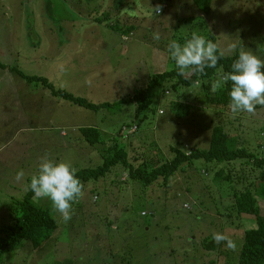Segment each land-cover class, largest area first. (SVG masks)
<instances>
[{
	"label": "rangeland",
	"instance_id": "obj_1",
	"mask_svg": "<svg viewBox=\"0 0 264 264\" xmlns=\"http://www.w3.org/2000/svg\"><path fill=\"white\" fill-rule=\"evenodd\" d=\"M164 4L167 9L157 16L153 8ZM201 18L208 28L200 26ZM114 26L134 30L123 37ZM193 32L205 39L212 33L225 57L240 47L264 60V0H214L210 16L192 0H0V238L18 216V203L45 154L78 171L102 166L106 151L119 146L131 168L151 170L171 161L174 149H207L213 128L222 126L231 150L245 148L264 158V107L233 114L229 107L209 105L211 86L172 90L165 83L154 89L151 108L136 118L135 104L93 112L23 77L46 79L55 90L93 104H115L145 88V76L176 69L167 45H183ZM186 105L190 115L177 118L176 110ZM81 127L102 131L103 144L85 142ZM242 163L194 160L167 183L160 179L148 187L129 179V169L119 165L97 182H82L69 220L49 199L37 197L57 220V231L42 248L25 242L0 264H238L244 234L256 222L237 215L232 195L253 185L259 173L249 169L246 183ZM19 170L25 176L18 183ZM220 170L232 180L216 178ZM256 197L264 214V194ZM213 233L234 241L235 249L217 245Z\"/></svg>",
	"mask_w": 264,
	"mask_h": 264
},
{
	"label": "trees",
	"instance_id": "obj_2",
	"mask_svg": "<svg viewBox=\"0 0 264 264\" xmlns=\"http://www.w3.org/2000/svg\"><path fill=\"white\" fill-rule=\"evenodd\" d=\"M214 0H192L195 7L201 11L203 15L210 16L213 11ZM123 6H116L118 12L121 11ZM98 20V19H97ZM200 26L208 28V23L205 18H201ZM100 21V20H98ZM114 29L123 33V35L130 34L134 30V26ZM187 39V38H186ZM188 40V39H187ZM206 40H211L214 43L216 38L212 33L208 34ZM240 50V47L238 48ZM239 51L231 57H223L219 60L216 68H205V74L193 73L192 71L188 76L178 75V69H172L160 74L149 76L147 86L143 89L136 90L133 94L125 99H121L115 104L102 103L93 104L85 98L75 97L74 95L62 90H55L53 86L43 78L25 77L27 81L43 82L48 88L52 90L53 95L63 98L74 105L85 108L93 112H99L102 109L110 111H121L124 104H135L136 118H139L143 112L151 108L153 104L154 94L153 91L156 87L162 86L165 83H171V89L176 90L177 86L191 87L197 85L195 81L199 80V84L203 88L211 86L212 81L218 79L225 72L231 71V65L235 59L238 58ZM2 67V65H0ZM231 90V82L225 84L222 88L215 93L206 92L208 104H215L216 106L228 107L230 103L229 91ZM264 107V106H259ZM191 107L186 105L176 110L177 118H183L190 115ZM82 139L91 146L103 144V132L94 127H81L79 128ZM230 137L222 126L214 127L211 133L209 147L205 150L193 149L191 154L184 151L174 149L176 156L169 162L161 166L154 167L151 170L143 169L141 167L131 168L128 153L124 148L115 146L108 149L104 156V163L94 169L78 170L76 172L77 178L86 183L88 181H99L112 172L117 166L124 169H129V179L132 181L140 182L143 186H150L160 179L165 183L180 170L184 165H191L194 160H204L210 163L217 164H231L232 162H243L239 166L244 172V179L248 183L247 171L259 170L256 175L255 183L248 184L250 187L246 188L244 185L241 191H234L232 197L234 208L237 215L251 216L255 219L256 228L247 230L244 234L243 245L240 251L238 264H264V214L259 206L256 194L261 192L264 194V158H257L254 154L247 151L245 148H238L231 150L229 148ZM232 170V169H231ZM221 176L223 180L231 181V174H222L218 171L216 178ZM251 180V177H250ZM35 194L29 189L24 199L18 203L19 214L16 216L14 223L8 227L0 238V259L7 253L13 252L23 246L25 242H29L34 250L42 248L53 236L58 229L57 220L51 215L50 211L41 207L35 202ZM211 248H216L211 244Z\"/></svg>",
	"mask_w": 264,
	"mask_h": 264
},
{
	"label": "clouds",
	"instance_id": "obj_3",
	"mask_svg": "<svg viewBox=\"0 0 264 264\" xmlns=\"http://www.w3.org/2000/svg\"><path fill=\"white\" fill-rule=\"evenodd\" d=\"M156 14L162 11V6L153 8ZM160 33H153L154 40H160ZM235 43L229 45L235 50ZM167 52L175 62L178 75L183 76L186 69L193 73L205 74V68H216L224 52L217 43L206 40L202 35L193 32L191 38L183 45L171 40L167 45ZM231 82L228 95V105L233 114L246 112L254 114L257 106H264V60H261L251 51L243 48L239 50L238 58L231 65V71L211 83V90L215 93L225 84ZM86 83H91L90 80ZM198 85L199 80L195 81ZM77 170L63 161L50 159L48 154L39 159L38 173L31 176L27 188L36 197L47 198L51 201L54 211L59 212L65 220L71 219L72 204L82 195L83 184L77 178ZM25 173L19 170L15 180L19 183ZM213 240L217 245L226 242L229 249H235L236 244L221 233H213Z\"/></svg>",
	"mask_w": 264,
	"mask_h": 264
},
{
	"label": "built area",
	"instance_id": "obj_4",
	"mask_svg": "<svg viewBox=\"0 0 264 264\" xmlns=\"http://www.w3.org/2000/svg\"><path fill=\"white\" fill-rule=\"evenodd\" d=\"M166 9H167V5L166 4L162 5V11L159 14H157V16L162 15L165 12ZM124 129H126V128H124ZM136 130H137V127L129 128L128 134L129 135L133 134V133L136 132Z\"/></svg>",
	"mask_w": 264,
	"mask_h": 264
},
{
	"label": "crops",
	"instance_id": "obj_5",
	"mask_svg": "<svg viewBox=\"0 0 264 264\" xmlns=\"http://www.w3.org/2000/svg\"><path fill=\"white\" fill-rule=\"evenodd\" d=\"M131 34H132V33H131ZM131 34H129V35H131ZM123 37H127V36L124 35ZM123 40H124V39H123ZM126 41H128V40H126ZM149 76H151V75H147V76H145V77L148 79ZM262 108H263V107H259V105H258L257 108H256V111H255V112L261 111ZM35 200H37V197H35Z\"/></svg>",
	"mask_w": 264,
	"mask_h": 264
}]
</instances>
